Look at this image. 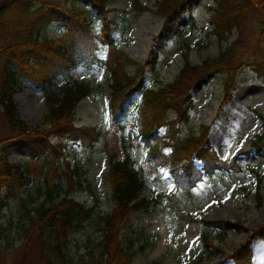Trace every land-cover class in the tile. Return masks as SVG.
I'll use <instances>...</instances> for the list:
<instances>
[{"label":"trees","instance_id":"16d2710c","mask_svg":"<svg viewBox=\"0 0 264 264\" xmlns=\"http://www.w3.org/2000/svg\"><path fill=\"white\" fill-rule=\"evenodd\" d=\"M87 6H66L51 0H0V117L4 118L15 135L0 140V189L5 191L0 197V208L6 200L26 187L33 175L43 180L41 200L25 209L20 238L33 237L38 242V261L42 264H65L68 260L65 247L68 235L76 231L82 223L95 214V231L98 241L95 246L98 254L92 259L95 264H133L132 256L124 247L120 235L131 214L146 208L147 201L140 197L145 186L146 174L157 173L167 168L173 186L186 193L194 187L203 175L215 171H239L236 156L223 161L211 149L208 132L210 123H201L196 135H181V124L188 120V110L192 107L191 85L200 77H211L222 72L224 77V96L216 114L226 103L236 71L243 65H250L256 75L264 79V67L259 60L258 43L264 39V0H215L207 6L210 29L219 42L225 41L229 31L237 27L246 12L253 8L260 15L256 27V39L247 46L237 35L218 53L200 62L191 63L183 52V63L177 74L159 86L150 87L143 83V65H138L133 73L126 67L135 63L129 58L120 43L114 42L111 24L106 17L110 11L106 5L109 0H86ZM191 0H154V8H149L139 0H131L130 6L136 11L152 10L164 20L177 11H184ZM104 15L97 30L92 28L93 14ZM56 21L62 27V34L55 37L38 36L40 27ZM97 43L106 45V53L101 59L108 71V98L106 108L110 125L121 131L127 127L124 137L119 135L121 154L108 153L106 178L109 188L110 210L106 213L93 211L94 203L84 206L67 194L59 198V181L51 179L52 165L63 157L64 142L51 143L49 137L65 138L84 148H91L100 139L102 132L94 127H76L73 112L77 102L90 94L92 87L82 79L65 81L54 88V78L58 73H67L81 61L91 63L96 59ZM248 47L250 49L245 51ZM144 64L156 60L157 52L150 48ZM238 61V62H237ZM229 77V78H228ZM18 79H27L43 92L44 110L40 119L33 124L22 119L13 100V93L19 89ZM134 93V101L127 121L119 120L125 114V103ZM172 111L173 116L168 117ZM213 118L211 119V122ZM164 127L162 134L158 129ZM141 143L144 156L135 162L126 150ZM264 146V132L251 139V147L260 151ZM12 147H20L27 152L30 160L47 165L41 173L31 171L28 164L18 165L8 162L7 155ZM196 162L200 167H196ZM61 169L67 184H72V175L78 174L75 165ZM253 173L254 202L264 204V171L249 168ZM59 176L58 174L56 175ZM79 181L74 184L79 185ZM30 200H33L29 197ZM195 221V219H189ZM203 227L217 230L222 237L228 230H245L244 227L229 220H196ZM0 228V236L2 232ZM256 238H264V222L250 233L228 256L232 264H250V244ZM205 251L211 247L205 234L201 235ZM209 246H208V245Z\"/></svg>","mask_w":264,"mask_h":264},{"label":"rangeland","instance_id":"374dc122","mask_svg":"<svg viewBox=\"0 0 264 264\" xmlns=\"http://www.w3.org/2000/svg\"><path fill=\"white\" fill-rule=\"evenodd\" d=\"M66 6H87L86 0H51ZM141 4L154 8V0H139ZM215 0H191L184 11L164 20L152 10L136 11L131 8V0H109L106 14L115 43L135 63L126 69L133 73L138 65H143V83L150 87L170 81L183 63V52L191 63L200 62L214 56L220 48L226 46L237 35L247 46L256 39V27L260 15L250 8L237 27H233L225 41L219 42L210 29L209 10ZM238 0H227L235 3ZM93 14L92 28L97 30L104 15ZM62 34V27L56 21L42 25L38 36L55 37ZM257 51L262 55L259 60L264 67V39L258 43ZM157 52L156 60L144 64L148 51ZM248 47L245 51H248ZM106 53V45L97 43L96 59L91 63L79 62L67 73H58L54 78V88L65 81L82 79L92 87L90 94L81 98L73 112L76 127H94L103 134L91 148H84L63 138L49 137L51 143L64 142L63 157L52 165L50 172L53 181H59V198L67 194L84 206L94 203L93 211L106 213L111 202L106 178L108 153L121 154L119 135L123 137L125 127L120 131L116 125H110L106 100L108 98V71L101 59ZM238 62V61H237ZM1 66V59H0ZM224 77L216 72L211 77H200L190 87L192 107L189 117L181 124V135L199 131L201 123H210L208 140L218 159L227 161L236 156L235 164L239 171H215L201 176L189 193L173 186L167 168L157 173L146 174L145 186L140 197L147 201L143 208L130 215L120 235L124 247L132 256L133 264H232L228 256L244 242L250 230L264 222V204L256 206L254 202V176L249 168L264 171V146L260 151L251 147V139L264 132V79L256 75L250 65L241 66L235 73L230 89L229 100L216 114L218 105L224 96ZM19 89L13 93L19 116L26 122L36 123L44 110L43 92L27 79H18ZM137 93L125 103V114L119 120L127 121ZM173 112H168L172 117ZM213 121L211 122V119ZM164 127L158 129L162 134ZM6 120L0 117V140L15 135ZM135 162L144 156L141 143L126 149ZM12 164H28L31 171L41 173L48 168L40 160H30L27 152L20 147H12L7 155ZM78 167V176L72 175V184H67L61 169ZM196 167L200 163L196 162ZM59 175L58 177L56 175ZM41 175V174H40ZM39 175V176H40ZM33 175L30 183L16 196L8 198L0 208V264H42L38 261V242L33 237L20 238L25 209H29L41 200L38 190L43 189V180ZM78 184H74L75 181ZM261 195L264 187H259ZM5 191L0 189V197ZM31 197L33 200H30ZM189 219H195L190 221ZM196 220H229L244 227L245 230H228L221 237L217 230L203 227ZM95 214L68 235L65 247V264H95L97 258L98 233L95 231ZM205 234L211 247L205 251L201 235ZM208 245V244H207ZM250 264H264V238H256L250 244Z\"/></svg>","mask_w":264,"mask_h":264},{"label":"bare ground","instance_id":"6f19581e","mask_svg":"<svg viewBox=\"0 0 264 264\" xmlns=\"http://www.w3.org/2000/svg\"><path fill=\"white\" fill-rule=\"evenodd\" d=\"M228 78H229V77H228ZM209 245H211V244H209ZM209 245H208V246H209ZM208 251H209V250H208ZM209 252H210V251H209Z\"/></svg>","mask_w":264,"mask_h":264}]
</instances>
